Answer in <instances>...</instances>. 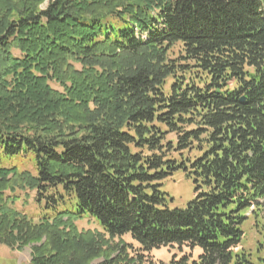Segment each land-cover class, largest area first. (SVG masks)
<instances>
[{
    "label": "trees",
    "instance_id": "trees-1",
    "mask_svg": "<svg viewBox=\"0 0 264 264\" xmlns=\"http://www.w3.org/2000/svg\"><path fill=\"white\" fill-rule=\"evenodd\" d=\"M0 153V244L30 246L31 264H149L161 247L255 264L264 0H0ZM177 171L184 208L161 189ZM29 191L36 220L15 206Z\"/></svg>",
    "mask_w": 264,
    "mask_h": 264
},
{
    "label": "rangeland",
    "instance_id": "rangeland-1",
    "mask_svg": "<svg viewBox=\"0 0 264 264\" xmlns=\"http://www.w3.org/2000/svg\"><path fill=\"white\" fill-rule=\"evenodd\" d=\"M47 2L42 4V8L46 6ZM0 153V159H1ZM20 155L12 156L10 160H4L3 162H9L11 165H16L20 169H32L31 162H26L27 160ZM193 182L190 178L184 176L181 171L175 172L170 178L166 179L162 184V191L167 194V197L170 198L169 206L171 208H184L186 204L193 198ZM34 193L28 192L27 196H24L23 193L20 194L19 200L16 202L15 206L19 210L24 213L30 215L34 220L37 219L36 215L38 213L36 204L33 200ZM264 211L261 213V217L258 218L259 221L264 222ZM253 216L248 218L244 221L242 228L245 232V237L243 239V245L246 249H250L251 252L255 251L257 246V241H261V233L259 230L262 231L260 224L258 223L257 226L254 222ZM78 229L85 230H98V226L96 223L91 219H83L76 222ZM122 241L129 243L133 246V248H137V244L131 240L129 235H125L122 238ZM118 241V239H115ZM240 247L236 248L235 250H239ZM188 249L183 247L181 249H177L176 247H161L158 250H154L149 254L145 255V261L149 264H175L174 262L177 261L181 255L184 253H188ZM198 250L193 252L194 256L197 254ZM30 246L24 247L22 250H18L16 248H9L5 245L0 244V264H31V257H30ZM264 254V248H260L258 252L253 254V262L258 264L259 261H256V257ZM101 259L93 260L90 264H95L99 262Z\"/></svg>",
    "mask_w": 264,
    "mask_h": 264
}]
</instances>
